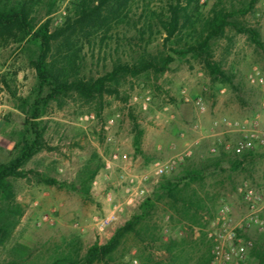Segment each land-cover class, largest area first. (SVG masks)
I'll list each match as a JSON object with an SVG mask.
<instances>
[{
    "label": "trees",
    "instance_id": "1",
    "mask_svg": "<svg viewBox=\"0 0 264 264\" xmlns=\"http://www.w3.org/2000/svg\"><path fill=\"white\" fill-rule=\"evenodd\" d=\"M256 2L249 0L242 9L228 10L221 0H215L204 14L199 0H164L159 8L152 7V0H70L61 23L51 29L50 19L37 24L36 0H0V46L12 42L32 46L29 65L35 73L32 89L17 105L24 120L16 134L13 155L0 162V245L11 237L24 212L11 180L32 175L38 184L75 191L88 199L103 168L101 157L94 152L71 184L24 169L36 154L54 149L45 141L42 120L51 103L61 106L75 95L81 102H96L99 109L104 95H118L123 79L142 75L158 78L175 58H191L212 82L232 86L233 76L213 60L211 45L230 27L264 50L259 31L235 19L238 12L242 16L250 12ZM157 39L161 49L153 52L149 47ZM87 49L92 56L96 51L99 60H109L110 70L99 76L86 75ZM10 76H0L1 85L8 87ZM134 128V154L144 157L142 132L136 124ZM220 152L221 146L212 158H186L175 173L160 176L104 243L95 242L84 251L81 236L74 234L46 264H210L208 227L219 206L208 178L224 172V163L232 172L243 170L255 156L254 151ZM259 235L264 238V234ZM261 238L253 241L239 264H264ZM14 252L15 259L0 264H28L25 246H17Z\"/></svg>",
    "mask_w": 264,
    "mask_h": 264
},
{
    "label": "rangeland",
    "instance_id": "2",
    "mask_svg": "<svg viewBox=\"0 0 264 264\" xmlns=\"http://www.w3.org/2000/svg\"><path fill=\"white\" fill-rule=\"evenodd\" d=\"M36 1L34 16L37 24L50 19L51 29H54L61 23L70 0ZM163 1L152 0V7L159 8ZM214 1L199 0L200 11L205 14ZM221 1L228 10L242 9L249 2ZM235 19L257 29L264 43V0H257L254 8L243 16L238 12ZM149 48L153 52L161 49V40L157 39ZM211 48L213 60L221 64L224 72L233 76L232 86L212 82L202 66L191 58H175L168 70L158 78L142 75L123 79L118 87V95H104L99 109L96 102L84 103L75 95L62 101L61 106L51 103L42 120L45 141L54 149L39 152L24 169L38 171L71 184L94 152L101 157L102 162L103 157L110 153L126 154L129 168L138 174L155 162H164L184 152H188L184 160L193 157L212 158L216 154H210L209 148L218 138L232 148L239 134L228 130L236 129V123L242 125L245 122L246 127H252L256 122L255 129L262 136L264 50L256 48L245 34H239L230 27L224 36L212 42ZM33 50L25 42L0 46V76L5 73L11 75L7 79L8 87L0 83V162L12 157L16 134L23 128L24 116L17 105L35 83V73L29 65ZM85 52L86 75L99 76L110 70L109 60H99L96 51L93 56L89 49ZM254 71L263 78L262 85L250 82L249 75ZM146 96H149L150 101L148 108L143 110L141 102ZM198 97L204 103L203 112L194 105ZM86 114H93L96 121L80 125L77 118ZM115 114H119V118L112 128L113 141L106 144L98 128L100 123ZM214 122H217V126H214ZM135 124L137 130L142 132L141 148L145 158L134 154L132 141L136 133ZM253 151L255 156L252 162L246 164L243 170L232 172L229 165L224 163V172L208 178V185L213 188L211 191L218 196L217 214L220 207L226 205L232 218L240 217L245 206L236 188L243 182H248L252 187L264 184V145H257ZM222 153L231 151L222 150L219 155ZM181 163L166 175L175 173ZM118 176L117 168L109 172L102 168L94 180L95 184H92L88 199L75 191L38 184L32 175L26 179L11 180L16 201L24 212L11 237L0 245V263L15 259L14 249L20 245L28 250V264H46L50 256L58 248H63L74 234L81 236L84 251L95 242L104 243L107 230L121 225L135 207H125L118 214L117 221L105 233L98 234L95 219L103 218L110 210L107 207V204L110 206L107 194H112L115 201L123 200V193L117 186ZM157 180L152 179L148 184L149 191ZM247 236L252 241L261 238L255 229L248 231Z\"/></svg>",
    "mask_w": 264,
    "mask_h": 264
},
{
    "label": "built area",
    "instance_id": "3",
    "mask_svg": "<svg viewBox=\"0 0 264 264\" xmlns=\"http://www.w3.org/2000/svg\"><path fill=\"white\" fill-rule=\"evenodd\" d=\"M249 80L251 83L263 84V78L257 71L249 75ZM149 101V96H146L141 102L143 110L148 108ZM194 105L200 112L205 110L201 97L195 99ZM118 118L119 114H115L99 125L98 131L106 144L113 141L112 128ZM95 121L96 118L93 114H86L77 118L80 125ZM256 125V122L252 127H246L245 122L242 125L234 124L236 129L228 130V132L236 131L239 134L234 146L230 148L228 144L221 142L218 138L209 148L210 153L216 154L219 146L222 147L223 152L230 150L234 154H241L246 151H253L257 145H264V134L259 135L255 129ZM214 126H217V122H214ZM187 155L188 152H184L164 162H155L138 174L129 168L126 154L113 152L107 157H103L105 171L109 172L114 168L119 171L117 186L123 193V200L115 201L112 194H107L106 199L110 204V210L103 218L95 219L98 234L105 233L107 228L117 221L118 214L123 212L125 207L136 206L149 193L148 184L152 182V179L159 178L174 170L175 166L179 162H183ZM236 191L242 198L245 210L240 217L235 219L230 216L231 212L228 206L220 207L211 228L208 230V238L212 243L210 264H239L243 262L253 246L252 239L247 236L248 231L255 229L264 234V184L259 187H252L248 182H243L236 188Z\"/></svg>",
    "mask_w": 264,
    "mask_h": 264
},
{
    "label": "crops",
    "instance_id": "4",
    "mask_svg": "<svg viewBox=\"0 0 264 264\" xmlns=\"http://www.w3.org/2000/svg\"><path fill=\"white\" fill-rule=\"evenodd\" d=\"M146 168H147V167H146ZM93 184H95V182H94ZM114 187H115V186H114ZM116 190H117V188H116ZM105 203H106V202H105ZM107 207L110 208V206H109L108 204H107ZM123 221H124V219H123L120 223H122ZM114 229H115V227H112V228H110V230H107V232L105 233L107 239L112 235ZM98 243H99V242H98Z\"/></svg>",
    "mask_w": 264,
    "mask_h": 264
}]
</instances>
